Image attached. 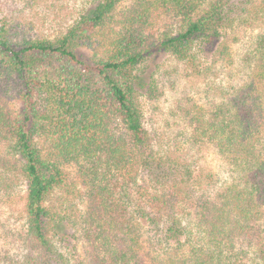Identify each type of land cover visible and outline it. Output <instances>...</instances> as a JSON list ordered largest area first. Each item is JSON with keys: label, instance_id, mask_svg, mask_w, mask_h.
<instances>
[{"label": "trees", "instance_id": "obj_1", "mask_svg": "<svg viewBox=\"0 0 264 264\" xmlns=\"http://www.w3.org/2000/svg\"><path fill=\"white\" fill-rule=\"evenodd\" d=\"M158 52L221 80L172 108L174 138L143 120ZM207 146L220 168L199 173ZM0 169L25 186L22 264H264V0H93L52 37L2 23Z\"/></svg>", "mask_w": 264, "mask_h": 264}, {"label": "rangeland", "instance_id": "obj_2", "mask_svg": "<svg viewBox=\"0 0 264 264\" xmlns=\"http://www.w3.org/2000/svg\"><path fill=\"white\" fill-rule=\"evenodd\" d=\"M92 2L93 0H0V26L2 23H7V27L13 32L15 39L52 37L74 22L86 8L91 6ZM129 3L128 1L127 4ZM82 50L87 54L93 53V50L87 47H82ZM215 54L214 50L203 54L198 51L195 60L198 64L205 66L214 65ZM167 70L171 73L172 80L179 84L176 85V91L171 90L169 76L164 78V71ZM203 72V75H197V71L188 61L176 60L163 52L155 54L145 79L147 78L149 81L150 74H155L163 95L155 99L144 98L142 106L145 126L163 138L164 134L166 138L168 136L174 138L178 132L185 134L184 120L181 119V116L174 115L172 108L179 104L182 96L184 100L189 96L208 105L214 98L213 92L211 93L212 85L221 82L219 79L217 81L218 74L209 73V71ZM164 80H167L165 97ZM195 159L198 162L195 170L199 173L207 169L220 168L217 154L209 146L197 151ZM65 171L72 183L80 182L75 165L66 164ZM24 193L25 186L21 183L16 186L12 195L4 193L0 189V264H22L23 245L26 237L23 217ZM58 196L60 193L55 197L57 201ZM66 231L68 232L69 229ZM77 244H79L78 249L83 255L82 243L78 242Z\"/></svg>", "mask_w": 264, "mask_h": 264}]
</instances>
